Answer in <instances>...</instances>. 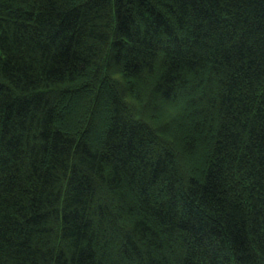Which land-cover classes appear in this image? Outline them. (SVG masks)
Masks as SVG:
<instances>
[{"label": "trees", "instance_id": "trees-1", "mask_svg": "<svg viewBox=\"0 0 264 264\" xmlns=\"http://www.w3.org/2000/svg\"><path fill=\"white\" fill-rule=\"evenodd\" d=\"M0 264H264V0H0Z\"/></svg>", "mask_w": 264, "mask_h": 264}]
</instances>
